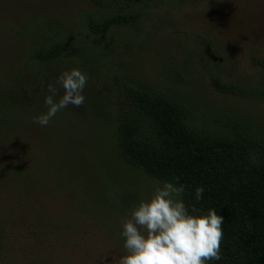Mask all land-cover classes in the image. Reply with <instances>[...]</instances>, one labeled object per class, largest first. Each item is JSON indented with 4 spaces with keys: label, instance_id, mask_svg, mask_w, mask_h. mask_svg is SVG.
Segmentation results:
<instances>
[{
    "label": "rangeland",
    "instance_id": "obj_1",
    "mask_svg": "<svg viewBox=\"0 0 264 264\" xmlns=\"http://www.w3.org/2000/svg\"><path fill=\"white\" fill-rule=\"evenodd\" d=\"M112 2L0 0V117L7 105L9 120L16 122L0 124V264H117L123 220L158 184L121 160L114 127L95 114L93 104L90 116L69 105L46 127L33 123L46 111L44 86L58 75L46 68L94 71L84 47L105 60L110 73L186 102L199 127H228L235 116L264 131V95L221 93L212 81L215 75L239 86L264 87V69L252 60L264 57V0L158 2L151 10L154 17L164 11L158 27L141 16L146 30L131 24L92 32L88 19L109 15ZM136 33L138 45L131 38ZM59 40L70 48L54 62L30 57L35 46ZM100 68L94 90L85 86L87 96L107 86ZM20 85H36V92L23 96ZM55 86L59 96L63 89ZM7 165L16 167L15 177L4 171Z\"/></svg>",
    "mask_w": 264,
    "mask_h": 264
},
{
    "label": "trees",
    "instance_id": "obj_2",
    "mask_svg": "<svg viewBox=\"0 0 264 264\" xmlns=\"http://www.w3.org/2000/svg\"><path fill=\"white\" fill-rule=\"evenodd\" d=\"M165 1L173 0H114L108 5L111 7L109 15L101 19L91 16L87 25L96 34L105 33L114 25L134 24L146 30V24L139 21L141 16H146L158 27L164 11L157 12L154 17L151 10L157 8L154 5L158 2ZM131 38L133 44L138 45L140 34ZM68 46L64 40L40 44L31 50L30 57L38 62L52 63L70 48ZM84 51L94 70L81 69L87 73L90 92L99 83L94 81L93 75L100 77V65L105 69L107 77L102 79L107 80V86L102 84L99 92L93 95L87 96L85 91V104L79 108L90 116L87 110L93 104L97 107L96 115L110 120L114 127L115 149L121 160L156 183L177 177L185 186L186 206L195 205L204 210L215 208L223 216L222 259L209 264H264V131L248 119L235 116L229 118L228 127H199L192 123L190 106L177 96L158 91L142 81L110 73L105 60L95 57L94 50L84 47ZM252 60L264 69V57L253 55ZM45 70H56L58 74L64 71L56 67ZM212 81L221 93L255 98L264 95L262 85L239 86L221 81L215 75ZM22 89L23 96L29 97L36 92V85L35 89L31 85L17 86L18 91ZM94 95L98 96L95 101ZM100 104L104 105L101 107L104 110L98 107ZM107 105L113 109L109 111ZM13 109L17 110L15 106ZM4 111L6 115L0 117V124L12 127L16 122L9 120L10 106L4 105ZM7 167L4 171L15 177L16 167ZM196 186L205 189L198 202L194 197Z\"/></svg>",
    "mask_w": 264,
    "mask_h": 264
},
{
    "label": "clouds",
    "instance_id": "obj_3",
    "mask_svg": "<svg viewBox=\"0 0 264 264\" xmlns=\"http://www.w3.org/2000/svg\"><path fill=\"white\" fill-rule=\"evenodd\" d=\"M87 81V73L78 67L60 72L55 83L44 86L46 111L34 116L33 123L46 127L69 105H84ZM55 84L63 89L59 96ZM204 191L195 187L197 202ZM184 192L185 186L173 177L160 181L147 199L133 203L121 225L123 254L117 264H209L222 259L223 216L215 208H189Z\"/></svg>",
    "mask_w": 264,
    "mask_h": 264
}]
</instances>
